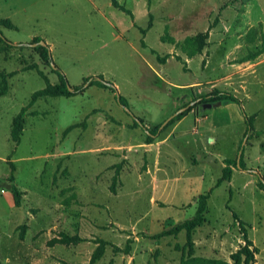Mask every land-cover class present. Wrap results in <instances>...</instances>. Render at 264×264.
<instances>
[{"label":"rangeland","instance_id":"374dc122","mask_svg":"<svg viewBox=\"0 0 264 264\" xmlns=\"http://www.w3.org/2000/svg\"><path fill=\"white\" fill-rule=\"evenodd\" d=\"M117 1L145 12L129 31L119 22L134 19L112 0H0V30L16 44L0 43V74L10 87L0 97V264H90L99 240L106 251L97 264H264V53L245 61L264 50V25L256 22L264 24V0ZM143 29L157 52L144 50ZM172 31L180 43L208 37L203 63L190 61V72L163 53L160 40ZM35 37L71 87L102 76L127 108L96 84L31 104L45 78L60 82ZM186 82L205 89L212 82L213 92L233 93L242 105L198 104L174 130L170 119L209 95L174 88ZM24 108L18 149L10 131ZM149 134L153 143L143 145ZM238 158L244 171L230 164ZM226 167L231 177L219 183ZM202 194H209L205 222L191 238L183 231L154 239L192 219ZM62 233L82 241L49 247Z\"/></svg>","mask_w":264,"mask_h":264},{"label":"trees","instance_id":"16d2710c","mask_svg":"<svg viewBox=\"0 0 264 264\" xmlns=\"http://www.w3.org/2000/svg\"><path fill=\"white\" fill-rule=\"evenodd\" d=\"M112 5L120 9L121 11L125 12L128 14L132 19H133V14L130 10L126 9L124 6L120 5L117 0H112ZM5 27L12 29V24L9 21L4 22ZM207 36L204 35H197V36H192V37H187L183 43H178L177 46L182 49V51L187 54L190 58L194 57L198 54H201L204 50V48L207 45ZM41 41L40 38H34L33 42L39 43ZM169 42L171 44H175L176 41L173 38H169ZM0 43H5L8 46H15L16 44H13L10 42L6 37H4L3 33L0 30ZM144 44V42H142ZM44 51H45V59L47 62L52 63V58L50 56V49L49 46H43ZM264 53V50L258 52L257 54H253L249 57L246 58L245 61H252L255 60L258 56ZM179 58V57H178ZM181 61V58H179ZM55 73H58L60 82L58 84H51L48 79L45 78L46 80V87L42 90H39L34 93L31 104L36 102L40 98H46V97H73L76 96L80 93H83L89 86L91 85H98L102 88H108L111 89L114 93H117L116 99L118 103L124 107L127 108V102L124 97L118 94L117 88L110 82L105 81L102 76L99 77H91L87 78L85 83L79 86L71 87L69 85V82L66 78V76L61 72V70L57 67L53 68ZM41 75H43L42 72H40ZM0 96L6 95L9 91V86H8V75L6 74H0ZM221 101L222 104H230V103H236L239 105H242V102L239 98H237L233 93L226 92V91H215L208 96L201 97L197 100V104L194 105V103L187 108L184 112H181L177 115H174L169 122H175L178 120H181L183 117H185L188 113H190L198 104H207V103H215ZM27 111V108L22 109V111L14 118L12 122V129H11V139L14 143L18 144L21 139L22 131L24 129V124H25V113ZM247 122L249 124V129H251V119L247 118ZM134 124L138 126H142L141 120L135 118ZM162 126V124H161ZM71 128L68 129V131ZM155 136L152 134H149L148 140L145 142L146 144H152L154 141ZM230 164H234L235 167L238 170H245V166L243 164L242 158L240 159L239 163L238 160L236 162H230ZM252 171V170H251ZM232 174V169L230 167H226L224 169V176L222 180L219 181L221 183L222 181L228 180L231 177ZM261 181V186L264 188V180L260 178ZM13 195L15 198V204L17 206L21 205V192L17 189H13ZM209 198V194H202L199 196L198 200V207L196 211V215L186 221L183 224L177 225L176 227L163 231L160 234L154 236V239H161L167 236H177L181 232L185 231L187 233L188 238H191L192 234L200 227L203 226L205 222L204 214L207 210V200ZM23 237V236H22ZM81 238L77 236H69L67 234H60L58 237L52 238L50 241H48V246L53 247L55 245H78L81 242ZM98 246L95 249V251L92 254L90 264H97L98 261L102 259V257L105 254L106 251V243L103 240H99L97 242ZM245 256L249 259V261L254 259V255L250 250H247V253ZM196 259L195 261L199 262V264H230L225 261L221 260H206L203 259L198 260L200 258H194ZM183 264V262H182Z\"/></svg>","mask_w":264,"mask_h":264},{"label":"crops","instance_id":"0c3cea01","mask_svg":"<svg viewBox=\"0 0 264 264\" xmlns=\"http://www.w3.org/2000/svg\"><path fill=\"white\" fill-rule=\"evenodd\" d=\"M128 10H130V9H128ZM131 12H132V14H133V19L134 20H131V25H125L126 23L124 22L123 23V21H120L119 22V26L121 27V25H122V27H124L127 31H129L131 28H134L135 27V24L137 25V24H139V21H141V17H145L144 15H145V12H143L142 11V14H140L139 13V15H138V13L135 11V10H130ZM125 13V12H124ZM256 22L259 24H262V25H264L263 23H262V21H261V19H257L256 20ZM121 27V28H122ZM124 30V29H123ZM151 30V29H150ZM142 31H144V32H146L145 34H146V38H144V50H151V51H156L157 52V50L156 49H153V48H151L149 45H148V43H147V34H148V30H146V29H143ZM192 36H195V35H193V34H190V35H188V36H186V38L187 37H192ZM170 37L171 38H173L175 41H176V43L175 44H171L170 42H169V38H167V40H163V39H161L160 41H161V43H162V45L165 47V49H164V51H163V53H165V54H167L169 57L167 58V62H169V63H171L173 60H171L172 58H174V61H176L175 60V58L177 57H179V58H181V61H176V62H179V63H182V65H183V67H185L186 66V69L188 70L187 72H190L191 71V69L189 68V62L190 61H192L193 59H195V58H199L200 59V61H202V63H203V61H204V59H203V53H201V54H198V55H196V56H194V57H189L187 54H185L183 51H182V49L181 48H179L178 46H177V44L178 43H180L181 41H183V39L182 40H180L179 39V37L176 35V33L174 32V31H172L171 32V34H170ZM35 38H37V37H35ZM208 43H209V41H208ZM160 54V53H159ZM156 74L158 75V72L156 71ZM160 75V74H159ZM209 84H211V87H210V89H205L204 87H202V85H200L199 83H193V82H186V83H180V84H176V85H174V88L175 89H179V90H181V91H184V92H188V91H191L193 94H194V96L195 97H197L198 95H199V93H200V91H202V90H205L206 92H207V94H211L214 90V87H215V85L211 82V83H209ZM202 88H204V89H202ZM9 91H10V87H9ZM9 91H8V93H9ZM7 93V94H8ZM6 94V95H7ZM3 96H5V95H3ZM0 97H2V96H0ZM223 105V104H222ZM225 105H227V104H225ZM229 105V104H228ZM191 114H194V111H191L190 112ZM17 116V115H16ZM15 116V117H16ZM14 117V118H15ZM206 118V116H203V120ZM186 119V116L185 117H183L181 120H178V121H176V124L172 127L174 130H177L180 126H181V124H182V122L184 121ZM14 120V119H13ZM196 121H198V122H200V120L198 119V120H196ZM13 122V121H12ZM192 130V129H191ZM193 132H195V131H193ZM10 134H11V131H10ZM172 136H171V133H168L167 134V138H166V140H164V141H162V142H159V143H163V142H167V141H169V139L171 138ZM11 141H12V139H11ZM13 142V141H12ZM20 144H21V142L20 143H18V144H16V146H13V147H17L18 149H19V147H20ZM143 145H147L146 143L144 144L143 143ZM141 146V145H140ZM149 146H151V144L149 145ZM167 160L169 161V158H167ZM167 163H169V162H167ZM155 189H157V188H155ZM158 189H160V188H158ZM156 191V190H155ZM13 196V199H14V202H15V198H14V195H13V193H12V195H11V197ZM10 197V196H9ZM16 205V204H15ZM17 206V205H16ZM21 206V205H20ZM20 206H17V207H20ZM128 255H130V253H128ZM132 258H134L135 257V254H133L132 256H131Z\"/></svg>","mask_w":264,"mask_h":264},{"label":"water","instance_id":"95a60500","mask_svg":"<svg viewBox=\"0 0 264 264\" xmlns=\"http://www.w3.org/2000/svg\"><path fill=\"white\" fill-rule=\"evenodd\" d=\"M40 45L42 46H47L46 43L44 41L40 42ZM52 67L55 68V65L54 63H51ZM222 105V102L221 101H218V102H215V103H207V104H204L203 105V108L204 109H208V108H212V107H218V106H221ZM191 105L187 106L186 108L182 109L180 112L176 113L175 115L181 113V112H184L187 108H189ZM166 124V122L163 124V126ZM162 126V127H163ZM240 159L238 158V163H239Z\"/></svg>","mask_w":264,"mask_h":264}]
</instances>
